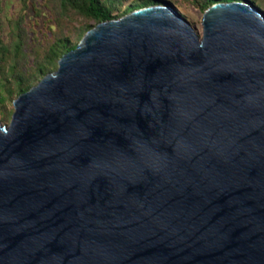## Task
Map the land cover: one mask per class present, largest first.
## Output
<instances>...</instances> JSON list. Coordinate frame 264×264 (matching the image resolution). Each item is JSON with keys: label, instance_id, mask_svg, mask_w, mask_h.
I'll list each match as a JSON object with an SVG mask.
<instances>
[{"label": "water", "instance_id": "1", "mask_svg": "<svg viewBox=\"0 0 264 264\" xmlns=\"http://www.w3.org/2000/svg\"><path fill=\"white\" fill-rule=\"evenodd\" d=\"M199 35L150 4L89 29L0 122V264H264V14Z\"/></svg>", "mask_w": 264, "mask_h": 264}, {"label": "rangeland", "instance_id": "2", "mask_svg": "<svg viewBox=\"0 0 264 264\" xmlns=\"http://www.w3.org/2000/svg\"><path fill=\"white\" fill-rule=\"evenodd\" d=\"M188 19L200 35L203 12L191 0H165ZM200 1V0H199ZM222 1V0H219ZM252 5L264 14V0H252ZM112 13L120 17L131 10L156 4L148 0H106ZM126 11V12H125ZM96 23L69 7L62 8L61 0H0V122L8 124L14 111L13 101L18 97V76H28L31 64L41 60L49 45L57 39H68L78 44ZM18 46V47H17ZM57 63L49 67L55 70ZM41 77L26 83L35 85Z\"/></svg>", "mask_w": 264, "mask_h": 264}, {"label": "trees", "instance_id": "3", "mask_svg": "<svg viewBox=\"0 0 264 264\" xmlns=\"http://www.w3.org/2000/svg\"><path fill=\"white\" fill-rule=\"evenodd\" d=\"M23 6L26 5V0H21ZM219 0H191L192 3L198 5L201 10L207 9L211 4L218 2ZM222 1H232V0H222ZM251 3L252 0H239ZM148 2H154L156 4H167L165 0H148ZM252 4V3H251ZM143 3H137L134 7H141ZM62 8H71L85 16L88 19L93 20L96 24L109 20L111 18H117V15L112 13V6L106 2V0H61ZM126 12V11H125ZM68 39H57L52 42L47 48L43 58L41 60L35 61L30 66L28 76L19 75L17 87L20 93L27 91L30 88V84L26 81L33 77H43L48 73L49 67L56 64L59 58L66 53L68 50L74 48L77 44L69 45ZM18 47V46H17Z\"/></svg>", "mask_w": 264, "mask_h": 264}]
</instances>
